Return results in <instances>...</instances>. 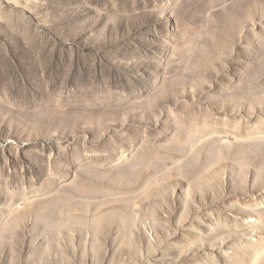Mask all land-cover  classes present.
I'll list each match as a JSON object with an SVG mask.
<instances>
[{
	"label": "rangeland",
	"instance_id": "374dc122",
	"mask_svg": "<svg viewBox=\"0 0 264 264\" xmlns=\"http://www.w3.org/2000/svg\"><path fill=\"white\" fill-rule=\"evenodd\" d=\"M0 264H264V0H0Z\"/></svg>",
	"mask_w": 264,
	"mask_h": 264
}]
</instances>
